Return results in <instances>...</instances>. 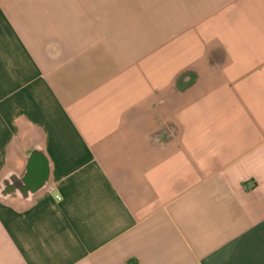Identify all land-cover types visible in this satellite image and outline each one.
Segmentation results:
<instances>
[{"label":"crops","instance_id":"1","mask_svg":"<svg viewBox=\"0 0 264 264\" xmlns=\"http://www.w3.org/2000/svg\"><path fill=\"white\" fill-rule=\"evenodd\" d=\"M0 264H264V0H0Z\"/></svg>","mask_w":264,"mask_h":264},{"label":"built area","instance_id":"2","mask_svg":"<svg viewBox=\"0 0 264 264\" xmlns=\"http://www.w3.org/2000/svg\"><path fill=\"white\" fill-rule=\"evenodd\" d=\"M54 187H50V191H53ZM57 199H60L59 197H57Z\"/></svg>","mask_w":264,"mask_h":264}]
</instances>
